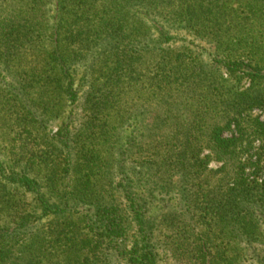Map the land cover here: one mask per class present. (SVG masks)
<instances>
[{
    "label": "trees",
    "instance_id": "1",
    "mask_svg": "<svg viewBox=\"0 0 264 264\" xmlns=\"http://www.w3.org/2000/svg\"><path fill=\"white\" fill-rule=\"evenodd\" d=\"M256 108L264 0H0V264H249L223 247L264 239V182L208 165L264 137Z\"/></svg>",
    "mask_w": 264,
    "mask_h": 264
},
{
    "label": "rangeland",
    "instance_id": "2",
    "mask_svg": "<svg viewBox=\"0 0 264 264\" xmlns=\"http://www.w3.org/2000/svg\"><path fill=\"white\" fill-rule=\"evenodd\" d=\"M191 39V38H189ZM197 46V49L199 51H201L204 55V58L207 62H212L213 60V52L214 50L211 48V46H209L208 44H205L204 42H197L195 43ZM222 74L225 78H227V73L225 70L222 71ZM245 86L247 87L248 85L245 84ZM249 116L255 121V123H264V110L260 109V108H256L254 110H252L249 114ZM52 134L57 132V128L54 126L52 127V129L50 130ZM238 137V133H237V129L235 128L234 125L231 126V130H228L224 133H222V138L223 139H227L230 140L232 138H237ZM251 143L248 147H245L246 149L241 152L238 157L233 158V160H229V158L227 160H223V161H218L216 159L211 160V162L208 165V169L215 171V170H219L222 167H224L225 163H227L228 166V173H230V179L228 182V187L229 188H234V187H238L239 190H244L246 187H248V185H255L256 183L258 184H263L264 182V158L263 160L260 162L259 159V155L263 150L264 147V137L262 136H257L254 137L253 139L250 140ZM246 141H244L245 143ZM247 145V144H246ZM209 152L205 151L204 152V156L208 155ZM245 187V188H244ZM227 188V187H226ZM158 202H156L153 206H152V213L155 215H159L161 213H165L168 212V210H173L174 212H178L181 211L182 209H184V211L187 209L185 208L184 203L182 202V198L180 195L178 194H173L170 198H167V202H163L164 199H162V197L158 198ZM169 199V200H168ZM166 200V198H165ZM187 216V220L191 223L192 225L189 227L188 229V234L190 236H193L194 234L198 233V231L200 230H204L203 225L200 223L199 219L197 217L194 218V216L192 218H190V214L186 213ZM258 228H260V230L258 231V234L262 232V229L264 228L263 225V221L261 218L258 219ZM193 230V231H191ZM181 231V230H180ZM179 230H177L178 233H172L170 231L165 232L163 231V233H161L162 235L164 234L165 236L161 237V240H167L169 238H174L177 239L178 236L180 235ZM191 231V232H190ZM172 239V240H174ZM171 240V239H169ZM264 239H260L258 240L257 243H254L250 248H248L246 243H242V244H235L234 247H236L233 251L231 248L227 247L224 245L223 250L231 252V253H239L240 252H244V253H248V249L251 250L252 252H255V255L251 256L248 255V259L247 261L249 262V264H258L256 259L254 258V256H258V255H264ZM234 245V242H233ZM163 249V248H162ZM238 251V252H235ZM164 252L163 250L160 249V253ZM165 258V259H164ZM161 264H189V262L187 261H176L171 253L167 255V257H163L161 259Z\"/></svg>",
    "mask_w": 264,
    "mask_h": 264
}]
</instances>
